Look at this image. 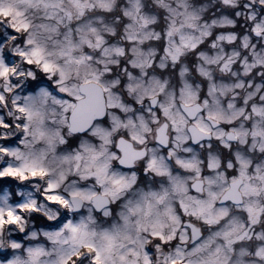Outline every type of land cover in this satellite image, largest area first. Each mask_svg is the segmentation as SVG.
Here are the masks:
<instances>
[{
  "label": "clouds",
  "instance_id": "9594fccd",
  "mask_svg": "<svg viewBox=\"0 0 264 264\" xmlns=\"http://www.w3.org/2000/svg\"><path fill=\"white\" fill-rule=\"evenodd\" d=\"M0 264H264V0H0Z\"/></svg>",
  "mask_w": 264,
  "mask_h": 264
},
{
  "label": "snow or ice",
  "instance_id": "6c2138e0",
  "mask_svg": "<svg viewBox=\"0 0 264 264\" xmlns=\"http://www.w3.org/2000/svg\"><path fill=\"white\" fill-rule=\"evenodd\" d=\"M15 219V218H14Z\"/></svg>",
  "mask_w": 264,
  "mask_h": 264
}]
</instances>
